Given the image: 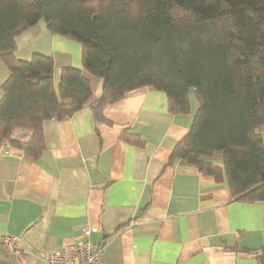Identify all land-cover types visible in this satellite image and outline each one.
Returning a JSON list of instances; mask_svg holds the SVG:
<instances>
[{
	"label": "crops",
	"instance_id": "0c3cea01",
	"mask_svg": "<svg viewBox=\"0 0 264 264\" xmlns=\"http://www.w3.org/2000/svg\"><path fill=\"white\" fill-rule=\"evenodd\" d=\"M16 43L20 59L53 56L56 84L63 66L82 67L81 43L45 24ZM9 71L0 57V98ZM93 87L99 96L103 79ZM197 109L192 98L189 112H173L164 91L146 86L100 115L84 107L45 120L37 158L18 147L5 153L0 143V233L20 237L23 250L0 242V264H46L42 255L79 241L85 228L107 264H259L264 200L235 197L221 154L219 177L180 158L169 163Z\"/></svg>",
	"mask_w": 264,
	"mask_h": 264
},
{
	"label": "trees",
	"instance_id": "16d2710c",
	"mask_svg": "<svg viewBox=\"0 0 264 264\" xmlns=\"http://www.w3.org/2000/svg\"><path fill=\"white\" fill-rule=\"evenodd\" d=\"M41 20L82 45V67L63 66L58 84L53 56L15 55L17 35ZM0 57L10 70L0 98L2 145L37 158L45 120L84 107L100 115L149 86L167 94L173 112H189L192 98L198 104L170 164L180 158L219 177L221 154L235 197L264 200V0H0Z\"/></svg>",
	"mask_w": 264,
	"mask_h": 264
},
{
	"label": "built area",
	"instance_id": "2783aa9c",
	"mask_svg": "<svg viewBox=\"0 0 264 264\" xmlns=\"http://www.w3.org/2000/svg\"><path fill=\"white\" fill-rule=\"evenodd\" d=\"M9 145L5 144V148ZM5 153H7L5 149ZM96 229V228H93ZM91 229L84 230V236L79 241L63 245L42 255L46 264H107L101 259L102 248L89 237ZM2 242L10 250H20V237L5 233Z\"/></svg>",
	"mask_w": 264,
	"mask_h": 264
},
{
	"label": "rangeland",
	"instance_id": "374dc122",
	"mask_svg": "<svg viewBox=\"0 0 264 264\" xmlns=\"http://www.w3.org/2000/svg\"><path fill=\"white\" fill-rule=\"evenodd\" d=\"M40 24H44V21L41 20ZM4 147H5V145H4ZM10 149H11V146H9V147L6 148V151H7L8 154L10 153ZM85 229H90V228H85ZM85 229H84V230H85ZM4 234H5V233H0V242L6 247V245H5V244L2 242V240H1V237H2ZM75 242H77V241H75ZM72 243H74V242H72ZM70 244H71V243H70ZM13 251H16V250H13ZM20 251L23 252V250H21V238H20ZM17 252H18V251H17ZM18 253H20V252H18Z\"/></svg>",
	"mask_w": 264,
	"mask_h": 264
}]
</instances>
